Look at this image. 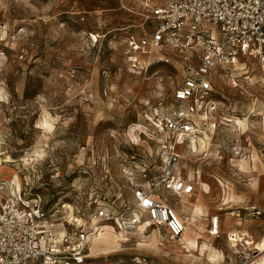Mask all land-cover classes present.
Listing matches in <instances>:
<instances>
[{"label": "rangeland", "instance_id": "1", "mask_svg": "<svg viewBox=\"0 0 264 264\" xmlns=\"http://www.w3.org/2000/svg\"><path fill=\"white\" fill-rule=\"evenodd\" d=\"M139 4L0 0V204L38 196L45 209L90 227L98 206L133 205L119 163H159L149 111L182 84L172 63L129 69L127 38L145 19ZM245 62L233 78L216 70L220 107L182 147V174L195 191L157 192L186 221L184 237L103 222L84 264H253L264 255L256 248L264 241V74ZM233 233L254 243L233 245Z\"/></svg>", "mask_w": 264, "mask_h": 264}, {"label": "built area", "instance_id": "2", "mask_svg": "<svg viewBox=\"0 0 264 264\" xmlns=\"http://www.w3.org/2000/svg\"><path fill=\"white\" fill-rule=\"evenodd\" d=\"M138 1L145 19L138 25L140 34L127 38L129 69L141 73L172 63L182 72V84L170 101L160 100L149 111L150 139L156 142L159 163L121 160L134 203L120 209L98 206L94 216L98 223L93 227L84 218L71 223L60 209H45L38 196L9 197L0 204V264H84L89 236L103 222L114 221L127 233L156 225L174 240L186 234V221L160 195L195 191L183 177L181 150L220 107L216 70L223 67L233 78L238 63L253 60L264 74V0ZM219 221L218 215L212 218L211 233L219 229Z\"/></svg>", "mask_w": 264, "mask_h": 264}, {"label": "bare ground", "instance_id": "3", "mask_svg": "<svg viewBox=\"0 0 264 264\" xmlns=\"http://www.w3.org/2000/svg\"><path fill=\"white\" fill-rule=\"evenodd\" d=\"M218 232L219 231L216 230L214 233H218ZM230 240L234 241L233 245H238L240 243L250 245L254 243L252 240L248 239L247 237H242L241 235H238V233L231 234ZM186 243L189 247L194 246V241L191 239H188ZM256 248L260 251V254H263L264 253V241L256 243ZM253 264H264V255H262L259 259L253 262Z\"/></svg>", "mask_w": 264, "mask_h": 264}]
</instances>
